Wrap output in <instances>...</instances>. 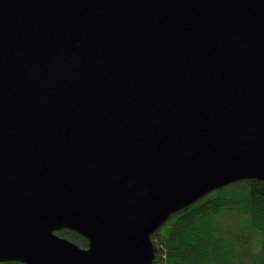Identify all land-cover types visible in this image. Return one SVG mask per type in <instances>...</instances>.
<instances>
[{
  "label": "water",
  "instance_id": "water-1",
  "mask_svg": "<svg viewBox=\"0 0 264 264\" xmlns=\"http://www.w3.org/2000/svg\"><path fill=\"white\" fill-rule=\"evenodd\" d=\"M251 179L264 0H0V262L154 264L175 213Z\"/></svg>",
  "mask_w": 264,
  "mask_h": 264
},
{
  "label": "trees",
  "instance_id": "trees-1",
  "mask_svg": "<svg viewBox=\"0 0 264 264\" xmlns=\"http://www.w3.org/2000/svg\"><path fill=\"white\" fill-rule=\"evenodd\" d=\"M56 233L87 247L77 232ZM151 238L154 264H264V181L243 180L208 194L175 213Z\"/></svg>",
  "mask_w": 264,
  "mask_h": 264
},
{
  "label": "rangeland",
  "instance_id": "rangeland-1",
  "mask_svg": "<svg viewBox=\"0 0 264 264\" xmlns=\"http://www.w3.org/2000/svg\"><path fill=\"white\" fill-rule=\"evenodd\" d=\"M224 222L228 221L227 219L223 220ZM155 260V259H154Z\"/></svg>",
  "mask_w": 264,
  "mask_h": 264
}]
</instances>
